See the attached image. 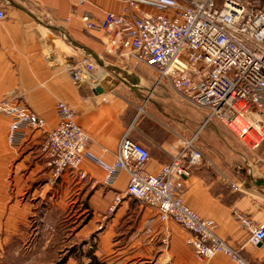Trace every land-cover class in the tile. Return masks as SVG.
I'll list each match as a JSON object with an SVG mask.
<instances>
[{"label": "crops", "instance_id": "1", "mask_svg": "<svg viewBox=\"0 0 264 264\" xmlns=\"http://www.w3.org/2000/svg\"><path fill=\"white\" fill-rule=\"evenodd\" d=\"M80 1L0 0L5 12L0 21V100L14 98L46 124L43 131L27 130L24 143L13 149L6 140L9 121L0 116V207L2 189L12 186L17 194L32 188L38 223L68 212L70 230L80 226L77 233L96 232L100 256L112 252L115 264H232L223 254L199 263L180 226L158 221L156 209L124 196V172L112 186L103 183L125 132L149 150L146 170L151 174L194 137L203 158L184 180L185 206L212 221L215 233L241 248L248 262L264 264V244L251 245L249 233L232 218L238 211L264 223V141L258 148L241 142L216 119L206 122V110L183 101L166 81L157 82L152 67L110 55L108 35L87 29L81 19L87 14L100 23L106 13H121L125 6L119 0ZM83 61L95 70L83 71L74 82L69 69ZM59 101L73 109L75 122L89 137L85 151L93 159H83L77 170L55 180L41 148L44 131L57 125ZM44 202L45 213L39 211ZM17 204L15 196L12 206ZM18 214L9 213L12 228L4 225L6 236L20 233L16 225L24 219Z\"/></svg>", "mask_w": 264, "mask_h": 264}, {"label": "built area", "instance_id": "2", "mask_svg": "<svg viewBox=\"0 0 264 264\" xmlns=\"http://www.w3.org/2000/svg\"><path fill=\"white\" fill-rule=\"evenodd\" d=\"M119 1L124 10L106 13L100 23L87 14L81 19L87 29L99 28L108 35V53L152 67L157 82L166 81L183 101L206 110V122L216 119L241 142L258 148L264 141V0ZM4 17L0 9V21ZM94 70L92 63L83 61L69 74L78 82L83 71ZM55 109L57 125L44 131L41 149L56 180L77 170L83 159L93 158L85 151L89 137L75 122L73 109L61 101ZM0 115L9 121L6 140L13 149L24 143L27 130L43 131L46 126L43 118L14 98L0 100ZM194 140L183 141L169 164L151 174L146 170L149 150L125 132L103 183L112 186L124 172L128 179L124 196L156 209L158 221L180 226L199 263L223 254L232 264H256L218 236L212 221L185 206L184 180L203 158ZM119 201L117 196L115 204ZM232 218L249 233L251 245L264 244V223L238 211ZM167 243L164 238L162 244Z\"/></svg>", "mask_w": 264, "mask_h": 264}, {"label": "rangeland", "instance_id": "3", "mask_svg": "<svg viewBox=\"0 0 264 264\" xmlns=\"http://www.w3.org/2000/svg\"><path fill=\"white\" fill-rule=\"evenodd\" d=\"M15 190L12 186L2 189L4 203L0 207V264H50L61 259L65 260V264H89L92 258L96 264H115L110 259L112 252L100 256L103 253L98 251L96 232L89 235L77 233L80 226L70 230L69 224L66 223L68 212L55 217L56 219H45L44 224L38 223L36 205L31 202L32 188H24L17 194ZM15 196L18 197L19 204L12 206ZM46 209V202L40 204L39 211L45 213ZM9 213L13 217L19 213L24 219L16 225L20 233L13 236H6L3 230L4 225L12 228V223L7 221Z\"/></svg>", "mask_w": 264, "mask_h": 264}, {"label": "trees", "instance_id": "4", "mask_svg": "<svg viewBox=\"0 0 264 264\" xmlns=\"http://www.w3.org/2000/svg\"><path fill=\"white\" fill-rule=\"evenodd\" d=\"M95 262H96L95 259L92 258L91 262L89 264H96ZM50 264H65V260L61 259L60 261H57V262H54V263H50Z\"/></svg>", "mask_w": 264, "mask_h": 264}, {"label": "water", "instance_id": "5", "mask_svg": "<svg viewBox=\"0 0 264 264\" xmlns=\"http://www.w3.org/2000/svg\"><path fill=\"white\" fill-rule=\"evenodd\" d=\"M97 92H99V89L97 90Z\"/></svg>", "mask_w": 264, "mask_h": 264}]
</instances>
